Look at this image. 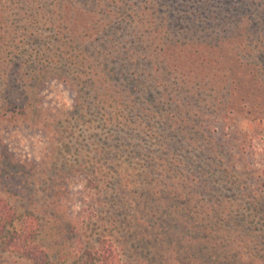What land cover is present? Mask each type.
Wrapping results in <instances>:
<instances>
[{"label": "trees", "instance_id": "1", "mask_svg": "<svg viewBox=\"0 0 264 264\" xmlns=\"http://www.w3.org/2000/svg\"><path fill=\"white\" fill-rule=\"evenodd\" d=\"M52 82L71 93L69 108L44 100ZM0 84L2 251L51 264L35 197L44 193V212L59 202L64 208L70 184L83 179L91 218L103 222L98 212L106 206L114 216L121 209L141 236L174 246L170 259L185 253L177 264H198L200 253L214 255L210 264H264L247 250L259 239L231 214L245 198L264 212L262 176L254 177L238 127L228 124V136L217 139L209 120L238 118L242 107L234 105L253 94L264 146V0H0ZM91 107L116 129L105 139L109 153L96 149L98 169L60 152L71 151L60 124ZM10 125L20 135L35 130L44 151L19 158L1 135ZM219 214L231 225L222 226ZM86 228L78 220L74 231L88 242ZM114 240L112 230L101 233L90 245L94 255L86 254L95 264H122Z\"/></svg>", "mask_w": 264, "mask_h": 264}, {"label": "rangeland", "instance_id": "2", "mask_svg": "<svg viewBox=\"0 0 264 264\" xmlns=\"http://www.w3.org/2000/svg\"><path fill=\"white\" fill-rule=\"evenodd\" d=\"M41 95L52 107H58L64 110L70 107L71 93L61 83L52 82L48 84L42 90ZM253 97V94L248 95L246 101H251ZM257 98L256 100L258 101ZM246 101H239V104L234 105L236 107H242L241 114L238 118L233 119V115L230 114L226 118L221 116L216 120H209L213 121V124H211L212 127L215 126L220 130L219 133L214 135L217 139L223 138L224 135L228 136L230 133L229 129L226 128L228 124H231L230 127H238L234 134L237 136L236 138L240 137L243 139L246 147L243 153L248 154L253 159L256 168L254 177L256 178L257 175L262 176L258 179V182L264 185V175H261V173L264 174L263 170H261L264 168V146L261 139V126H258L257 121L260 108L253 106L252 102H249V106L246 107L245 105L248 104ZM229 106L232 105L229 104ZM232 109L234 110L236 108L234 107ZM105 110L111 112V108L109 107ZM253 117L256 119L254 120ZM237 121L239 124L236 123ZM60 129L64 133L63 143L67 144L71 149L70 152L60 151L61 157L69 163L78 164L85 162L90 165V168L95 167L97 169L103 163V159H100L99 162L96 149L98 146H103L102 149L105 154L109 153V144L105 147L104 145L110 140L105 141V139L116 133L115 127L110 124H104L100 112L95 107H91L90 111L76 118H72L69 123L64 120L60 124ZM11 130L12 126L10 125L1 132V135L10 150L19 158L38 157L44 151L43 143L39 140L40 136L35 130H23L21 135L11 132ZM124 155H120V159ZM99 156L100 158L103 157L102 155ZM84 187L85 182L83 179L73 181L69 186L70 200L66 203V206L63 208L61 202H59L58 205L56 204L49 208L51 209H48L49 212H44L47 211V201L42 198L45 196L44 193L38 192L39 194L35 197L39 205L43 203L38 215L42 221V232L39 238L48 248L51 264H95V260H92L86 252L94 255L93 248L92 246L90 248V245H93L95 242L94 239L99 234L106 233L109 230H112L115 246L121 256L122 264H164L161 261L166 258H168L170 263L175 264L179 263L177 261H187L186 254L183 252L172 253V257L174 258L170 259L169 255L174 248L173 245L168 246V243H163V247H160L155 241L147 239L137 233L133 223L126 225L121 209L116 208L117 211L114 216L112 214L114 212L112 207L106 206L101 212H98L99 217L103 218V222H99L96 217L91 218L90 213L92 208L89 203L83 202ZM9 191H13V189L11 188ZM222 193L227 197L235 198H239L241 195V191H230L226 188L222 189ZM3 194L12 203L18 205L20 209H22L21 207H29L20 198L9 196L6 192H3ZM231 214L233 216L232 221L237 220V223L242 228L259 239L255 242L257 245L250 246L247 250L255 254L256 257L264 259V212L261 205L259 203L252 205L249 203V199L245 198L241 201L240 206L231 208ZM219 215L222 226L228 227L231 225L221 214ZM60 220L71 221V225L74 228L78 220L79 223L83 220L86 221L87 230L85 232L89 235L88 238L90 240L87 242L86 238L78 237L75 234L74 228L70 233L65 228H58L56 225ZM224 250L222 248L217 249V254H223ZM197 255L201 257L198 259V264H210V260L206 257H214L211 253L207 255L200 253ZM0 259L4 260V264H25V261L15 253L4 252L1 249Z\"/></svg>", "mask_w": 264, "mask_h": 264}]
</instances>
